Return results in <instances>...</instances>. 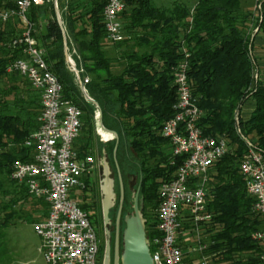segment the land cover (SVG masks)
<instances>
[{"label": "trees", "instance_id": "obj_1", "mask_svg": "<svg viewBox=\"0 0 264 264\" xmlns=\"http://www.w3.org/2000/svg\"><path fill=\"white\" fill-rule=\"evenodd\" d=\"M257 3L259 10L245 8L241 0L174 1L167 14L168 9L154 0H125L120 15L126 23L121 22L124 39L117 43L106 39L105 0H67L64 13L60 12L71 59L80 79L87 78L85 91L97 102L103 127L118 135V167L134 168L142 176L139 197L149 242L159 235L158 186L170 181L182 162L179 157L170 163V144L160 130L174 112L173 70L180 62L187 63L188 84L202 111L198 126L203 135L224 137L228 147L210 166L205 187L211 218L202 224V241L212 264H264V245L253 238L264 222L252 208L253 198L239 170L245 151L242 137L264 153V82H252L249 35L254 26L264 37V0ZM13 6L14 0L1 4L2 8ZM27 19L30 35L44 50L49 70L61 85L62 98L81 110L79 137L89 141L97 109L83 99L65 61L53 3L31 6ZM23 30L15 18L0 23V263L10 254L7 230L18 223H32V214H40L38 221L47 215L43 198L29 195L23 183L9 179L14 161L33 159L34 149L25 142L38 129L41 112L38 92L25 77L8 70L12 62L23 58L22 45H11ZM246 102L252 103L253 110L247 119H239L237 132L234 118ZM97 131L104 139L111 136L101 128ZM114 141L108 150L111 157ZM87 147L75 150L79 157L89 154ZM86 180L76 197L94 186ZM127 198L125 194L120 224ZM80 207L91 218L88 209ZM183 225H188L187 220ZM184 260L185 264L195 261L191 255Z\"/></svg>", "mask_w": 264, "mask_h": 264}, {"label": "built area", "instance_id": "obj_2", "mask_svg": "<svg viewBox=\"0 0 264 264\" xmlns=\"http://www.w3.org/2000/svg\"><path fill=\"white\" fill-rule=\"evenodd\" d=\"M3 2L0 0V23L15 18L24 27L21 35L11 42L14 47L22 45L23 58L12 62L8 70L27 79L38 92L41 106L39 127L25 142L34 149L33 159L17 160L12 166V177L25 185L29 195L43 198L47 204L46 217L32 224L40 239L39 252L45 264H98L99 260L101 264L92 219L73 196L74 191L84 188L85 177H89L94 165L92 155L79 157L74 149L81 129V110L62 98L61 85L49 70L44 50L30 35L27 19L31 6L48 2L57 6V0H14L12 8H2ZM124 7L125 0H105L103 26L106 39L112 43L124 39L120 22ZM71 62L75 65L72 59ZM187 70L185 61L173 70L174 112L160 130L170 144V163L179 157L182 162L174 177L159 184L157 189L159 235L148 241L153 264H185L186 255L194 257V264H212L210 255L204 254L207 245L202 241L205 226L202 224L211 218L206 209L205 187L210 166L228 147L224 137L202 134L198 126L202 111L191 93ZM252 76L256 80L254 70ZM81 81L84 84L87 78ZM235 127L239 132L237 121ZM113 137L112 134L105 139L101 136L104 141ZM242 139L245 151L239 170L246 192L253 198L252 208L264 222V153L247 138ZM184 220L188 225H183ZM253 238L264 245V223Z\"/></svg>", "mask_w": 264, "mask_h": 264}, {"label": "rangeland", "instance_id": "obj_3", "mask_svg": "<svg viewBox=\"0 0 264 264\" xmlns=\"http://www.w3.org/2000/svg\"><path fill=\"white\" fill-rule=\"evenodd\" d=\"M59 1V4H58ZM174 1H185L187 3H190V0H154V3L156 5H162L163 4H170L171 2ZM242 5L249 9V10H254L256 9L259 10V5L257 3V0H241ZM67 0H57V9L59 11L60 19H61V14L64 13L65 7H66ZM257 3V4H256ZM61 12V14H60ZM62 27H63V22L61 19ZM64 29V28H63ZM258 28H255L254 26H250L249 28V35L251 36V42H252V47H251V57H252V63H253V70H254V75L256 77V80L252 78V82L255 83L256 81H260L261 76H260V70L258 67V61L257 58L254 56V50L257 48L253 46V39L255 36H259L262 38L264 42V37L260 32H257ZM264 47V45H263ZM259 48V47H258ZM253 51V52H252ZM261 51L262 55H264V48L262 50H257ZM264 60V57H262ZM264 69V67H263ZM256 73V74H255ZM75 75V74H74ZM253 77V76H252ZM252 83V84H253ZM251 102H246L245 104L242 105L241 107V113L237 114L235 116V123L236 121L239 122V119L244 120V116H242L243 110L247 108V106H251ZM251 107H248L247 109H250ZM96 120L97 116L94 114V119L92 122V130H91V138L89 140L90 148L89 150L92 152V154H95V157L99 159L98 155H103L106 162L108 163L109 170H110V178L113 179L114 183V193H115V204L113 207L109 210L108 217H109V224L104 225L103 222V216H102V195L100 191V185H101V179H102V169L101 166H97L98 160H95L94 158V165L91 170V174L89 177H85L87 179L86 184H92L94 186L89 187L90 192L88 193H83L82 195H78L77 200L79 203H82V200H87L88 202L91 203V205L84 204L83 206L86 207L89 211V214L91 215L93 226L96 230L97 233V238H98V245H99V255H100V249L102 250L101 254L103 255V251L105 248V244L107 241H109V246H110V264H112V251H113V238H114V220L118 208V181H117V174L114 166V160L113 157H111L108 153V150L111 149V144L110 141L114 139H110L107 141L102 140L100 134L96 130ZM110 143V144H109ZM103 144L105 148H103ZM106 144V145H105ZM115 144V141H114ZM89 147V146H88ZM104 149V150H103ZM104 151V152H103ZM94 152V153H93ZM94 156V155H92ZM117 161V159H116ZM15 162V161H14ZM120 169V168H119ZM120 174L121 178L123 179V184L125 185V192L128 194V204L126 206V212L124 215L130 214L132 212V194L136 191V188L138 187L140 183L141 187V182H142V176L139 171L135 170L134 168H127V169H120ZM141 178V182H140ZM10 180L15 181L16 183H19L17 180H15L12 177V172L10 173L9 176ZM94 189V190H93ZM140 193V192H139ZM76 191H74L73 196H75ZM140 199V197H139ZM81 204V205H82ZM27 208H30L28 205ZM34 215V216H33ZM35 219L30 222H24V223H18L15 224L17 226L13 227L12 229L7 230L6 232V239H7V246L9 248L10 254L7 256V259L0 264H45L42 255L39 252L40 248V239L39 237L35 234L33 230L32 224L37 222L40 218V214H32ZM21 222V221H20ZM120 231L122 232L124 228V223L120 224ZM108 232V234L106 233ZM121 250V248H120ZM102 258V257H101ZM98 264H100V260L98 261Z\"/></svg>", "mask_w": 264, "mask_h": 264}, {"label": "water", "instance_id": "obj_4", "mask_svg": "<svg viewBox=\"0 0 264 264\" xmlns=\"http://www.w3.org/2000/svg\"><path fill=\"white\" fill-rule=\"evenodd\" d=\"M54 10H55L57 23L60 26L63 34V52L65 56V61L68 64L70 71L73 72L76 76L83 99L96 107L99 128L112 134L115 140V144L112 150V157L114 160V166L117 174L119 200H118V208L114 220L112 264H153L149 245H148V240L146 237V230H145L146 220L142 214L143 205H142V201L139 199L140 183L136 188V191L132 194V212L130 214L123 216L124 228L120 233V221H121L122 205L124 200V189H123L120 170L116 161L118 135L114 131L107 130L103 127L101 121V111L98 107V104L93 99H91L86 93L84 85L79 77L78 71L76 70L75 65L72 64L71 58L68 55V48L64 34V29L62 27L59 11L56 5H54ZM101 169H102V179H101L100 191L102 195V200H101L102 216H103L104 225H106L109 224V217H108L109 210L115 204V193L113 190L114 181L112 178H110V170L105 158H103L101 161ZM140 182H141V178H140ZM106 233L108 234V232ZM101 264H110L109 241H107L105 244Z\"/></svg>", "mask_w": 264, "mask_h": 264}, {"label": "crops", "instance_id": "obj_5", "mask_svg": "<svg viewBox=\"0 0 264 264\" xmlns=\"http://www.w3.org/2000/svg\"><path fill=\"white\" fill-rule=\"evenodd\" d=\"M173 2H171L170 4H172ZM158 6H163L166 10H167V14H169V13H171V9H170V5H169V3L168 4H163L162 3V5H158ZM120 22H122L124 25H126V23H125V18L124 19H122V20H120ZM263 45H264V42H263V40H262V38L261 37H259V36H255L254 37V39H253V46L254 47H256L257 49L256 50H254V56L257 58V61H258V67H259V70H260V76H261V79H260V81H262V82H264V69H263V67H264V60H263V58L262 57H264V55H262V52L261 51H257L258 49L259 50H262L264 47H263ZM259 47V48H258ZM74 53V51H72V54ZM68 55H69V57L71 58V53H69V50H68ZM75 64V63H74ZM248 107H251L250 109H247ZM247 108L245 109V111L243 110V112H242V116H244V119H247L248 117H249V115H250V113L252 112V110H253V105H251V106H247ZM240 113H241V111H240ZM97 116V115H96ZM95 126H96V130H97V128H99V126H98V117H97V120H96V124H95ZM89 144V141H85V140H82L81 139V136L79 137H77V139L75 140V142H74V149L75 150H77V149H79L80 151L82 150V149H84V147L85 146H87ZM89 147H87V149H88V151H89V148H90V145H88ZM103 148H104V146H103ZM104 150V149H103ZM104 152V151H103ZM89 154L88 155H94L93 157H95V154H92V152L90 151V152H88ZM94 153V152H93ZM98 157H100L99 159H97L96 157H95V160H98V162L96 163L97 164V166H101V161H102V159L104 158V156L101 154V155H98Z\"/></svg>", "mask_w": 264, "mask_h": 264}, {"label": "flooded vegetation", "instance_id": "obj_6", "mask_svg": "<svg viewBox=\"0 0 264 264\" xmlns=\"http://www.w3.org/2000/svg\"><path fill=\"white\" fill-rule=\"evenodd\" d=\"M122 183H123V179H122ZM118 184V183H117ZM118 186V185H117ZM123 189H124V195L126 194V192H125V185L123 184ZM118 196H119V189H118ZM82 202H83V205L84 204H87V205H91V203L90 202H88L87 200H82ZM79 204H82V203H79ZM92 219V218H91ZM101 257H102V255H101ZM101 260H102V258H101Z\"/></svg>", "mask_w": 264, "mask_h": 264}]
</instances>
